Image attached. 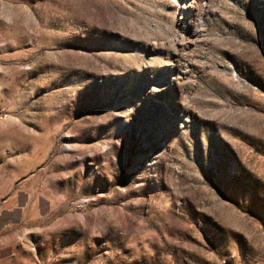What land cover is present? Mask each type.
I'll return each instance as SVG.
<instances>
[{
  "label": "rangeland",
  "instance_id": "1",
  "mask_svg": "<svg viewBox=\"0 0 264 264\" xmlns=\"http://www.w3.org/2000/svg\"><path fill=\"white\" fill-rule=\"evenodd\" d=\"M21 195L46 264H264V0H0Z\"/></svg>",
  "mask_w": 264,
  "mask_h": 264
},
{
  "label": "crops",
  "instance_id": "2",
  "mask_svg": "<svg viewBox=\"0 0 264 264\" xmlns=\"http://www.w3.org/2000/svg\"><path fill=\"white\" fill-rule=\"evenodd\" d=\"M31 204V199L21 195L20 197L0 199V205L7 208L0 210V264H46L38 256V249L35 246L24 245L18 248L16 242L12 243L7 236L11 233L12 227L18 226L21 221L24 206ZM42 202L39 201V205Z\"/></svg>",
  "mask_w": 264,
  "mask_h": 264
}]
</instances>
